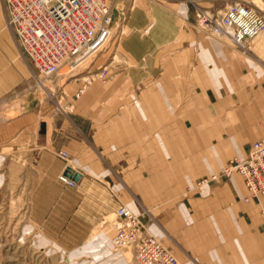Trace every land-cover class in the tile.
Returning a JSON list of instances; mask_svg holds the SVG:
<instances>
[{"label":"crops","instance_id":"0c3cea01","mask_svg":"<svg viewBox=\"0 0 264 264\" xmlns=\"http://www.w3.org/2000/svg\"><path fill=\"white\" fill-rule=\"evenodd\" d=\"M238 1L264 5H125L119 65L67 99L72 113L42 145L56 154L57 176L64 163L58 150L71 153L78 185L59 182L82 193L73 204L87 206L91 220L127 205L178 264H264V195L245 200L249 190L238 172L211 179L264 138V33L242 51L196 25L199 9L224 11ZM28 72L0 0V97Z\"/></svg>","mask_w":264,"mask_h":264},{"label":"rangeland","instance_id":"374dc122","mask_svg":"<svg viewBox=\"0 0 264 264\" xmlns=\"http://www.w3.org/2000/svg\"><path fill=\"white\" fill-rule=\"evenodd\" d=\"M134 1L112 0L110 39L75 71L64 65L59 74H37L17 41L31 72L0 97V264H134L132 249L108 241L115 234V212L93 221L87 206L74 205L82 193L59 182L56 154L42 147L53 125L72 113L67 99L73 93L78 98L76 83L88 75L91 82L105 80L107 74H98L119 65L127 21L122 8Z\"/></svg>","mask_w":264,"mask_h":264},{"label":"built area","instance_id":"2783aa9c","mask_svg":"<svg viewBox=\"0 0 264 264\" xmlns=\"http://www.w3.org/2000/svg\"><path fill=\"white\" fill-rule=\"evenodd\" d=\"M7 22L19 43L22 54L39 75L59 74L67 65V72L75 71L95 55L112 35V0H3ZM194 2L196 0H183ZM196 25L207 37L221 39L246 51L248 42L264 33V5L244 1L233 2L224 11L199 9ZM107 68L98 75L105 78ZM93 75L83 78L77 90L80 97L92 81ZM63 169L59 180L75 186L76 168L69 151L60 149ZM238 172L245 180L249 195H264V138L254 141L245 157L235 156L221 173L211 179ZM210 179L200 180L199 187ZM115 214V234L112 244L118 249H132L134 264H178L176 254L162 238L147 232L141 216L127 205H120Z\"/></svg>","mask_w":264,"mask_h":264}]
</instances>
